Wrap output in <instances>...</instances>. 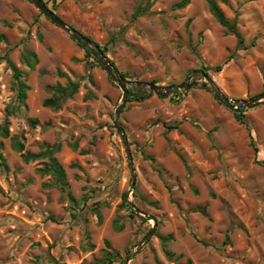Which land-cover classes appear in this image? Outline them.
Returning <instances> with one entry per match:
<instances>
[{"label":"rangeland","instance_id":"374dc122","mask_svg":"<svg viewBox=\"0 0 264 264\" xmlns=\"http://www.w3.org/2000/svg\"><path fill=\"white\" fill-rule=\"evenodd\" d=\"M179 1L43 0L101 49L121 34L105 56L128 73L129 92L138 90L136 82L179 85L195 71L206 73L233 105L264 92V0H215L228 20L236 18L245 49L211 16L207 0L172 11ZM145 5L147 14L131 22ZM0 35L6 39L0 41V124L8 122L24 153L59 143L54 157L79 201L71 204L44 186L53 180L37 170L47 159L24 163L2 140L0 264H99L105 241L120 256L115 264L132 252L127 264H264V102L244 110L241 124L198 75L187 90L126 101L117 121L129 159L113 118L122 92L92 58L88 69L81 46L29 0H0ZM24 51L38 57L34 70L20 63ZM5 55L29 87L24 104ZM216 65L223 70H212ZM57 69L79 89L54 110L42 103L54 96L52 87L67 84ZM128 201L156 219L138 250L154 222L131 216Z\"/></svg>","mask_w":264,"mask_h":264},{"label":"trees","instance_id":"16d2710c","mask_svg":"<svg viewBox=\"0 0 264 264\" xmlns=\"http://www.w3.org/2000/svg\"><path fill=\"white\" fill-rule=\"evenodd\" d=\"M224 1V0H221ZM190 3V0H180L179 2L175 3L172 5L171 10L176 11V10H183L186 8V6ZM207 5H208V10L211 16L216 20V22L226 30V32L230 35H232L236 39V48L237 49H245L243 39L237 29L236 25V18L233 20H228L226 16L224 15L223 11L221 8L218 6V4L215 2V0H207ZM149 9V5L145 6H139L136 11L133 13L131 17V22L136 20L139 17H142L147 14ZM120 33L113 34L110 36L109 42L104 44L102 51L105 54L106 52L111 50L112 44H115L117 40H122L120 38ZM83 37H85L83 35ZM86 39H89L85 37ZM90 40V39H89ZM0 41L6 43V39L4 35H0ZM96 46H98L96 44ZM99 47V46H98ZM100 48V47H99ZM85 58H86V64L88 66V60L89 58H92L95 64H99L91 55L88 51H85ZM4 60L6 61L7 65L10 67L12 71V76L13 79L15 80V84L18 88L17 92V101L21 104H24L26 100V92L28 91L29 87L25 84L24 81L21 80V74L18 68L13 64L8 57L5 55ZM38 57L36 56L35 53L30 52V51H24L23 54L21 55L20 58V63L24 65L25 67L29 68L30 70H34L36 65L38 64ZM112 66L115 67L114 63L111 61L110 62ZM100 65V64H99ZM93 66L92 63L88 66V69ZM101 66V65H100ZM116 68V67H115ZM224 66L223 65H216L212 67V70L216 72H221L223 70ZM57 76L61 78H65L67 81L66 86H60L56 85L55 87H52V91L54 93V96L49 99H45L42 103L43 107L45 108H51L54 110H58L61 108V105L63 101H65L68 98H71L73 95H75L78 92L79 89V82L73 81L70 77L66 75L62 70L57 69L56 71ZM121 77L124 79H128V73H120ZM87 78L91 81V74L87 70ZM129 81H127L128 83ZM151 84H156L155 81L150 82ZM212 93L213 90L209 89ZM91 93H87V95L84 97L85 100L88 99V96H90ZM150 95H147L140 91L139 89L135 92H128L127 95V100L126 101H135V102H142L146 99L149 98ZM213 97L215 100L218 101V103L230 108V105L226 104L225 102L219 100L216 96V94L213 93ZM235 119L241 123L245 124V114L244 111H241L239 113L234 114ZM30 122L35 123V120H30ZM172 127H167L168 130H170ZM9 139L10 140V148L19 154L22 162L28 163L30 161H34L37 159H47V162L44 163L43 168L38 169L37 173L40 176H50L52 178V183L48 185H44L45 187H55L60 194L67 199L71 204H77L79 201L75 200L74 197L71 195V193L68 190V183L66 181V174L65 170L63 167L58 163L54 155L58 152L60 149V144L59 143H54L53 145H45L42 149L41 152L37 154H31V153H24V144L20 140V137L18 135H10L9 132V124L5 120L3 123L0 124V169L3 171L7 170V164L6 161L2 155V148H3V143L2 140ZM250 143L253 144V139L250 137ZM73 150L77 149V144H71L70 145ZM180 157V156H179ZM180 159L183 161L182 157ZM123 204L127 206V199L125 195L123 196L122 200ZM130 210V209H129ZM195 210H193L194 212ZM201 213L204 214V209H199ZM179 212L183 214V211L179 209ZM130 215L131 216H139L138 214H135L134 211L130 210ZM117 221L115 220L113 222V230L116 232H120L122 230V227H119L116 223ZM164 240V239H163ZM228 243V235H225L224 239V244ZM204 245L207 246L206 243H203ZM105 246L106 250L103 252L102 258L99 260V264H115L119 262L120 256L118 253L113 252L110 250V244L108 241H105Z\"/></svg>","mask_w":264,"mask_h":264},{"label":"water","instance_id":"95a60500","mask_svg":"<svg viewBox=\"0 0 264 264\" xmlns=\"http://www.w3.org/2000/svg\"><path fill=\"white\" fill-rule=\"evenodd\" d=\"M36 8L37 10L52 24H54L56 27H58L60 30H62L64 33H66L73 41H75L79 46H81L85 51H88L90 55L101 65V67L106 71V73L110 76V78L113 80V82L120 88L122 92V97L119 105L116 107L113 118H114V125L117 129V131L121 134L122 139L124 141V144L126 146L127 154L130 159L129 149L127 146L126 137L121 129V127L118 125V117L125 105V102L127 100L128 95V83L127 80L122 78L120 73L117 71V69L111 65L109 59L105 56L102 49L96 46V44L83 37L81 33L76 31L75 29H72L69 25H67L61 18H59L55 12H53L50 8L47 7V5L43 2V0H29ZM192 79L189 78L187 82L181 83L179 85H174L172 87H165L161 88L154 84L148 83V82H136L135 85L138 87L140 91L143 93L150 95L154 94L160 97H166L170 94L171 89L175 90H187L191 88L194 84L192 81L196 75L202 77L213 90V93L216 94L217 98L226 104L230 105V108L235 112L239 113L244 110L253 109L260 104L264 102V92L259 94L256 97L247 99V100H237L235 101V105L231 103L229 98L224 95L217 87H215L213 81L209 78V76L204 73L203 71H195L193 73ZM131 172H133L132 164L129 162ZM134 188V175L132 174V182L130 190ZM128 196V195H127ZM129 206L131 209L138 214L139 216L147 219L152 220L154 222L153 227L151 228L150 232L144 237V239L137 245V250L141 248V246L149 240V238L153 235L156 228V219L152 216H148L147 214L143 213L139 209L135 208L129 201ZM134 255V252L126 255L123 260V264H127L130 260L131 256Z\"/></svg>","mask_w":264,"mask_h":264}]
</instances>
